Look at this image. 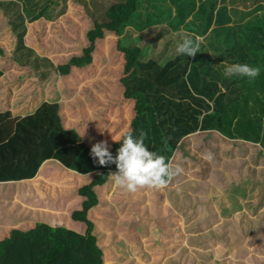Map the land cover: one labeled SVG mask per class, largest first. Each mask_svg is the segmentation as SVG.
<instances>
[{"label": "trees", "instance_id": "obj_1", "mask_svg": "<svg viewBox=\"0 0 264 264\" xmlns=\"http://www.w3.org/2000/svg\"><path fill=\"white\" fill-rule=\"evenodd\" d=\"M80 1L84 2L85 18L90 16L93 20V26L87 31L91 43L83 56L75 55L66 63H55L27 43L28 23L41 18L58 20L67 12L69 0H0V9L16 37L12 60L33 67L41 80L53 73L66 75L73 66L92 62L96 40L109 31L118 37L117 48L125 57V75L120 84L123 96L134 102L131 131L134 136L141 130L147 133L144 143L150 151L171 163L184 137L208 130L219 131L232 139L261 141L264 134V0ZM248 1L253 6L249 10L242 8ZM150 33L144 41V36ZM185 33L203 38L201 52L194 58L176 54V44ZM237 63L259 67V76L254 80L226 77L225 66ZM246 80L249 83L245 86ZM61 110L59 102H43L25 117L12 118L11 112L0 113V182L32 178L39 169L42 176L49 170L52 173L53 167L45 162L48 159H56L81 174L95 172L93 179L78 189L84 200L81 208L71 214L74 221L85 224V230L80 233L69 229L52 215L47 219L48 215L40 211L41 220L36 219L27 228H11L0 239V264H104V252L88 212L98 205L96 188L103 187L109 181V170L117 168L114 163L107 166L94 163L91 146L75 128L64 126ZM120 140L110 149L114 157L121 146ZM191 183L181 185L185 194ZM167 189L169 197L177 196L176 188ZM194 196L200 198L196 192ZM43 201L41 206H49L47 200ZM1 212L14 216V220L4 222L10 224L20 223L26 215L0 208ZM187 216L191 220L196 214ZM199 220H212L208 208ZM0 221L3 222L1 215ZM246 222L254 232L256 227L264 225V212ZM76 227L80 229L81 225ZM239 227L236 226L238 231ZM248 229L244 222V232ZM194 233L190 232V239L197 238ZM194 253L204 255L200 251ZM191 254L182 246L165 264L185 263ZM199 259L192 264H208Z\"/></svg>", "mask_w": 264, "mask_h": 264}, {"label": "crops", "instance_id": "obj_2", "mask_svg": "<svg viewBox=\"0 0 264 264\" xmlns=\"http://www.w3.org/2000/svg\"><path fill=\"white\" fill-rule=\"evenodd\" d=\"M59 20L60 19H58L56 21H51V23L53 24V22L55 23ZM45 21H47V20L44 18H41V19H38L34 22L28 23L27 34H28V32H30V30L35 31V28L37 26H42L43 23H45V25H46ZM85 30L86 29H84V31ZM53 36H55V35H53ZM108 36L111 37L110 34ZM12 37H14V34H13L10 26L8 25V19H7V17H5L3 15V13L0 9V48L3 51L2 53H0V71H1V75H0V113L11 112L12 118H21V117H25L26 115L34 113L35 110L43 102H59L61 104V108H62L60 113H61V116L63 118V123H64L65 127L75 128L81 136L84 133V135L82 136V139L90 146H92V144H94L96 142L104 140V141L108 142L110 149L113 147V144L116 141H119L122 138V134L124 132H126L128 130H132L131 121L134 118L135 111H134V107L131 106V104H130V101H132V100H130V99L127 100L123 96V91L121 90L120 80L116 81L117 82V89L114 91H110V89H107V88H99V90H102L103 96L100 97V94H99V96L96 97V103H94V101L90 98V96L88 97L87 87L80 86L79 93H76V89L79 87V85L83 81V80H81L78 83L73 81V79L77 75L81 74V72H80L81 68L80 67L73 66L71 68L70 73H68L66 75L53 73L51 75V77H49L48 79H44L45 80L44 81L43 79L41 80L39 78V75L37 73H34L35 70L33 67H27V66L19 65L16 61H13L12 58H11V60L13 62L7 61V57H8V52H7L8 46L7 45L9 43V40H11ZM41 38H44L43 34H41ZM26 41L28 44L32 45V47L35 44L33 42V40L31 38H29L28 35H26ZM47 48H48L47 45H42L41 48L39 47L41 53H42V50L46 51L45 55L48 53L47 55L51 59H53L54 62L56 63V61L59 59L58 57L54 56L55 51L57 52V50L54 49L53 50L54 53L50 54L49 51H51V50H49ZM115 51H116L115 53H117L116 58L118 60L120 58L121 61L124 60L123 59L124 57L122 54L123 52L119 51L117 47L115 48ZM104 54H105V50H104ZM112 61H114V60H112ZM108 62H111V60L108 59ZM122 64L124 65V62ZM106 66H107V64H102V65H100V68L104 69ZM248 83H249L248 80H246L245 86ZM113 87H114V85H113ZM109 91H110V93L105 94L106 92H109ZM116 93H118L117 96H115ZM110 94H111V97L114 96V98H110ZM106 98L113 100V102H109L111 105L108 109H110L111 107L113 108V110H111V113L114 114V116H116V118L118 119V122H117L118 125L115 126V128H113V123H112L109 125V129H108V128H106V125H107L106 124L104 126V128L100 127L98 129V126H99V123H98L97 124L98 130L96 129L97 131L95 133H93V135H92L91 132H87V130L83 126L84 121H81V122L78 121V119H84L87 115V114H83L84 111H79L81 106L78 107V100L82 101V103H83L84 107L87 109V111L92 110L95 106H96V108L100 109L99 110L100 114L103 110L104 114L103 113H102L103 115L98 114V117L101 118V116H103L104 117L103 119H105L107 117L105 114L106 111H105V109H102L101 107H103L105 105V102L109 101V100H106ZM109 103H106V104L109 105ZM133 104H134V102H133ZM128 105H129V109H127V114L130 116V120H127L128 118H126L123 115V112L126 109V107L128 108ZM101 130H103V131H101ZM100 131H101V133H100ZM205 133L207 136H209L206 139H211L212 140L211 142H213V143L216 142V143H218L219 146H220V143L226 145V146H224L225 148H223L222 146L212 147L211 144H210V146L206 147V148H209L211 150L212 149H218L219 150V153L216 156H213L211 154L207 157L208 162L214 163V164L219 165L220 167L223 168L228 164L229 158L226 156H228L229 151L231 152L230 154H232V155H236L238 153L246 155V152L249 153V152L256 150L257 151V154H255L256 155V163H257L256 164L257 165L256 166V176H250L248 174H246V175L243 174L245 172V170H247V166L242 165L240 175H233L232 174V178H235L236 180L239 179L240 183L235 184V182H233V180H232L231 182H229L228 185L226 184V186H225V190L229 194L228 197H227V195L223 194V195H214V196H211L207 199L202 197L201 198L202 200H196L195 201L197 203H195L194 201H190L189 198L193 197L194 195L187 197L188 194H185L184 189L181 188V185H183V184L185 185L188 183V181H187L188 178L186 176L188 175L187 173L190 170V168H188L187 165H186L187 167L185 166L186 161L187 162L189 161V158L186 157V155H185V153L187 151V149L185 148V145L187 144V142H185V139H187L191 135L184 137L182 139V142H183L182 145H178L176 147V152L171 159L172 165L180 166L183 169V171L179 175H176L175 177L172 178V181H171L172 184L169 183L168 185H166L163 188H151V187L137 188V190H135V191H129V190H126L125 188H123V190H117L116 194L114 195L112 205L116 209H117V206L123 207L122 210L124 211V214H121L118 212L121 216L120 217L117 216L114 219V220H119L120 226L121 225L123 226L119 230V231H121L119 233V235H121V239H122V240L120 239V244H119L120 246L131 247L130 245L132 243L136 244L135 248H137V249H138V247L144 248L147 246H153L151 243H154L155 237H154V231L152 229V224H149L148 225L149 227L145 226V231H144L145 235H143L140 238L141 239L140 240L136 236H138L137 232L142 230V228L132 227L133 226L132 222H134L135 220H138V219H141L143 222H146L145 217L151 216V217H148L151 219L152 215H154V214H158L159 216L163 217V219L165 220L164 225L166 227L169 226L172 221H175V222L177 221L178 223H177L175 233L178 235V232L180 231L182 233V236L184 237L185 235H187L186 232L195 231V230H198V227H201V223L203 221L201 222L199 219H201V215L204 214V211L207 208H208L209 215L212 217L211 221L216 220L220 214H222L223 217H226L228 214H233V213L244 211L245 209H247V205L250 206L251 212L254 210L257 214H260L261 212H263L264 207L262 210L261 209L258 210V208H255L254 206L256 203H258V201L263 203V206H264V184H263L264 176L258 175V167H263L262 165L264 164V161L262 160L263 154H264V134H263L260 142H249V141H245L243 139H232V138L226 137L225 135H223L222 133H220L219 131H216V130L197 131L192 135H195V134L200 135V136H198V138H200L201 134H205ZM209 134H211V135H209ZM85 135H88V137H86ZM114 140H116V141H114ZM202 141H203V139H201V138L198 139V145L200 147L202 145ZM237 142H241L242 144H239ZM177 149H179L180 151L179 150L177 151ZM260 151H262V152H260ZM176 154L178 155V161H177V163H174L172 160H174ZM202 158H204V157H202ZM195 160H199V162H198V164H194V166L192 168L194 176L196 175L197 171H199V169L201 168L200 167L201 163L203 164V162L200 158H195ZM45 162L50 163L51 166L53 167L52 173L49 170V172L45 173V175L42 176V172L40 173L41 169H39L38 173L32 178H27V179H22V180H17V181L0 182V208L3 210V208L5 209V207H6L5 211H7V212H16L17 211L16 208L19 206L20 207L19 211H21L20 215L26 214L23 216L22 220L20 221V223H21L23 220L24 221L29 220L28 222H30L31 220H33L32 217L37 218V214H35V213H36V207H38L40 211L42 209L49 211L47 219L49 217H51V215H52L59 222H61V223L64 222V223H62V225H64L65 227L75 230L73 227L75 225H77L78 222H75L74 220L69 219V217L66 219L64 218V216L62 218H60V215H63V214H59L60 210L57 209L58 206L56 208L54 207L53 210H51V207H53L52 204L50 205L49 203H47V204H49V206H41L40 203L42 202L43 197L40 199V202L37 204L32 202L34 199H36V198L38 199V196H40V193H42L44 196H47L48 194H50V196L53 197L52 195H53L54 191H51L53 186H51V190H49L47 188L48 187L47 184H43V185L41 184L40 185L41 188L36 187V186H38V184H40L41 182H44V179H46L47 182H52V184L54 185V178H49V177L56 175V173L58 171L56 165L59 167L60 166L64 167L65 169H67L69 171V173H75L72 177L73 179L71 180V177H70V180H69L70 182H72V185H73V183L76 184V183H82V182L84 184H86L84 181V177L86 179H87V177L90 178L91 177L90 175H92L94 172L81 174V173H78V172L73 171V170L71 171V169L66 168L64 165H62V163H60L56 159H48ZM182 165L184 168L182 167ZM116 171L117 170H109V172H111V173H114ZM45 172H46V170H45ZM47 178H49V179H47ZM195 178H197V177H195ZM197 179L199 182H201L199 180V178H197ZM63 182L65 183V181H63ZM112 182L114 183V181L112 180V178L110 176L109 181L106 183L107 193H109L108 191L111 189ZM260 182H262V184H261V188L259 189ZM115 185L116 184H114L112 188H114ZM177 186H178V188L180 187L181 189H178ZM2 187H4L5 190H3ZM167 188H177V190H178L177 196L176 197H172V196L169 197V192H168ZM7 189H8V191H7ZM232 191L238 193V194H236L235 198L239 197L238 199H240V197H242V210H240V211L236 210L234 208V203H232V201L230 199H229L231 202L230 205H227L223 201V199L225 197L226 198H232V196H231ZM100 197L101 196H99V198ZM62 198L64 199V201L61 202L59 205H61L62 203L64 205H67V204H69L75 200V201H79V204H77L76 206L80 207V204L83 201V196L79 195L78 193L74 196L75 199H73V200H70V197L66 196L64 193L62 194ZM104 199L105 200H103V204L102 203L99 204V202H98V205H96L94 208L90 209L88 212L89 219H91L95 223L94 232H95V235L97 236V239L99 238V235H100L99 231L100 230L104 231V229H105L104 222L106 224V220H108L107 218H104V216H103V214L106 211V210H104L105 207L103 205L105 204V201L108 199L106 197V194H104ZM192 199L194 200V198H192ZM44 200L46 201V199H44ZM183 200H185L189 206L193 207V209L195 208V210L193 212H186L185 211L186 206H185V204H183ZM36 201H38V200H36ZM45 201H43V202H45ZM48 201H49V199H48ZM170 202H173V203H170ZM71 204H73V203H71ZM1 205H2V207H1ZM108 205L110 206L109 202H108ZM180 205H182L183 208ZM206 205H209V206L206 207ZM58 208H61V207H58ZM78 209H80V208H77V210ZM71 211L69 213H67L66 215L71 216V214L73 212V211L72 212ZM167 214H171V215L167 216ZM188 214H196V217L189 220L188 218H186V216ZM129 215H132V217H130ZM63 219H65V220H63ZM38 220H41V218H38ZM233 221L236 224H233V225L229 224V222H227V220H225L222 222V224H219L215 228H212V225L208 226L207 228L209 229V231H211V233L213 232L212 233L213 234V240L215 242L217 241V243H222V244L224 243L225 246H227V245L231 244V242H232V238H230V232H228V231L233 230V232L238 234V229L236 228V226L240 225V227H239L240 233L238 234V236L240 235L241 244H242L241 246L243 248H245L244 252L247 253L248 249H246V247H248L251 244L256 243V242H253L255 239L253 237L251 238V235H249V236L247 235L248 237L245 236L244 222L247 221V218H245L244 220H243V218H240V221H239V218L235 217V220H233ZM237 223H239V224H237ZM7 224L8 225H5L4 222L0 221V231L3 232L5 229L7 230L10 223H7ZM107 224H109V222ZM223 224H225V225H223ZM76 229H78L80 233L81 232L83 233L85 230V227L83 226L80 229L79 228H76ZM126 230H130L129 231L130 238H134V235H135V240L139 239V242L136 243L135 241L133 242V240H128L126 237ZM168 232H170V231H168ZM165 234H166V232L162 236L159 234L161 237L159 239V243L160 242L163 243L164 246L162 248H169V247L173 248L172 246L175 243L173 241L174 240L173 237H171V238L168 237L170 235L169 233H167L166 235ZM194 234H195L194 237L198 236L196 233H194ZM103 238H104L103 241L98 240V242L100 243V245L107 246L108 244H106V243L108 241V239H107L108 236H105ZM186 238L188 239L190 237H186ZM198 241H199V238H198ZM198 241L195 240V242H192L191 244H195V243L199 244ZM110 246L112 247V249H110L111 254L110 255L104 254L103 259L106 255V258L109 257V260L113 264H115L113 257L116 256L117 259H118V257L121 258L122 257L121 253L123 252V250H122V248L120 249V246L116 247L115 244H113V245L110 244ZM116 248H119L118 252H115ZM135 248H133L132 250H134V252H137V250ZM152 248H154V246ZM105 250H106V253L109 252V251H107L108 249L105 248ZM166 250L164 251L165 254H167ZM178 252H179V248L174 253L177 254ZM229 252H231V251H229ZM149 253H155V251L151 250ZM156 253L160 254V252H156ZM174 253L171 255H175ZM128 255H130V256L125 257V259H127L128 261L133 260V262L138 263V258L136 256L131 255V254H128ZM227 255H229V254H227ZM227 255H225V257ZM165 257H167V256L165 255ZM233 259H236V258L232 257V260ZM139 260L141 261L140 258H139ZM230 260H231V258L229 259V261ZM261 260H264V258H261L260 261Z\"/></svg>", "mask_w": 264, "mask_h": 264}, {"label": "rangeland", "instance_id": "obj_3", "mask_svg": "<svg viewBox=\"0 0 264 264\" xmlns=\"http://www.w3.org/2000/svg\"><path fill=\"white\" fill-rule=\"evenodd\" d=\"M249 2V1H248ZM253 6L252 2L247 3V6L244 7L241 5L242 8H248L247 10H249L250 7ZM241 9V8H240ZM86 10L84 7V2L80 1V0H69L68 2V8H67V12L65 14L60 15V17L58 19H60L57 22H53V24L51 23V21L47 20L46 25L45 23L42 24V26H37L35 28V31L30 30V32H28V36L29 38H31L33 40V42L35 43L33 45L34 48H36V50L41 53L39 47L41 48L42 45H47L50 54L54 53V49L57 50V52L55 51V55L56 57H58L59 59L56 61V63H66L68 62V60L73 57V56H83L85 53V48L89 46V44L91 43L90 40L87 37V31L89 28H91L93 26V20L92 18H85L86 15ZM87 16V15H86ZM82 17V18H81ZM81 18V19H80ZM84 29H86L84 31ZM71 32V33H70ZM41 34H43L44 38H41ZM66 34V35H65ZM111 35L108 36V35ZM55 35V36H53ZM151 35L147 34L144 36V41H147L146 38H149ZM56 38V39H55ZM117 36L112 34L111 32L107 31L105 32V35L103 38L97 39L95 42V50L92 52L91 56H92V62L88 65L82 66L80 67L81 69V74L77 75L73 81L74 82H80L81 80H83L81 82V84L79 85V87L76 89V93H79L80 90V86H84L87 87L88 89V97L90 96V98L94 101V103H96V97L99 96L100 97L103 96L102 94V90H99V88H107L110 89V91H114L117 89V82L119 81L124 75V65L122 64L123 62L125 63V57H124V53L123 54V59L121 61V59L119 58V60L116 58V54L115 53V48L117 47ZM29 42V41H28ZM16 43V37H12L11 40H9L8 43V57H7V61L9 62H13L11 60L12 58V51L13 48L15 46ZM32 46V45H31ZM104 50H105V54H104ZM46 51L42 50V54H45ZM48 54V53H47ZM46 54V55H47ZM108 59L111 60V62H108ZM114 60V61H112ZM122 63H121V62ZM102 64H107V66L102 69L100 68V65ZM27 72V71H26ZM114 85V87H113ZM121 90L123 91V86L121 85ZM106 92L107 93H110ZM98 94V95H97ZM77 95V94H76ZM118 93L115 94V96H117ZM80 97V96H79ZM82 98V97H81ZM110 98H114V96L111 97L110 94ZM116 98V97H115ZM106 100H109L107 102H105V105L103 107H101L102 109H105V114H106V118L103 119L104 117L101 116V118L98 117L99 110L98 108H96V106L92 109L87 111V109L84 107L83 103L81 100H78V107L81 106L79 111H84L83 114H87L86 117L84 119H78L79 122L84 121V127L87 130V132H91V134L93 135V133H95L100 127L104 128V126L106 125V128L109 129V125L113 123V128H115V126H117V122L118 119L116 118V116H114V114L111 113V110H113V108L111 107L110 109H108L110 107V103L109 102H113V100H110L108 98H106ZM128 100V99H127ZM106 103H109V105H107ZM131 106L134 107L133 104V100L130 101ZM127 109H129V105L128 108L126 107V109L123 112V115L128 118L127 120H130V116L127 114ZM103 110L101 112L100 115H103ZM105 116V115H104ZM132 122V121H131ZM99 123L98 129H97V124ZM97 129V130H96ZM101 133V131H100ZM198 136L200 135H191L190 137H188L187 139H185V142H187V144L185 145V148L187 149L185 155L186 157L189 158V161L185 163V166L187 165L188 168H190V170L188 171V175L186 176L188 178L187 181H191V184H188L187 186V197L188 196H192L193 194L198 195V197H200L199 199L195 196L190 197L189 200L190 201H196V200H202L201 198H209L211 196L214 195H227L228 197V193L225 190V186L226 184L228 185L229 182H231L233 180V182H235V184H239V179H235L232 178V174L233 175H240L241 174V166L242 165H246L247 166V170H245V172L243 174H248L250 176H256V155L257 151L254 150L252 152L245 154H241L238 153L236 155H232L230 154L231 152L229 151L228 153V164L225 167H220L219 165H216L214 163H210L208 162L207 157L209 155H213L216 156L219 153L218 149H209L206 148L208 146L212 147H220L222 146L223 148H225L224 146H226L225 144L220 143V146L218 145V143H213L211 142V139H206L207 136L206 133L205 134H201V139H203L202 141V145L201 147L198 145ZM91 138V137H90ZM184 141V140H183ZM216 141V140H215ZM193 142V143H192ZM195 144V145H194ZM200 147V148H199ZM179 149H177L178 151ZM180 151V150H179ZM200 155V156H199ZM204 157V158H202ZM206 157V158H205ZM195 158H200L203 162V164L201 163L200 165V169L199 171H197L196 175L194 176L193 173V166L194 164H198L199 160H195ZM195 160V161H194ZM264 161V157L262 159ZM174 163H177L178 161V155L176 154L174 160H172ZM186 166V167H187ZM263 167H258V175L260 176H264V164L262 165ZM57 173L54 176H51L49 178H54V185L52 184V182H47L46 179H44V182H41L40 184H38V186L36 187H40V185L42 184H47V188L49 190H51V186H53L51 191L53 192V197L50 196V194H48L47 196H44L42 193H40V196H38V199H34L32 202L33 203H39L41 197L42 200L46 199L47 202L53 207H51V210L54 209V207L58 208V210H60L59 214H63L60 215V218H62L64 216V218H68L73 220L71 218V216H67L66 214L69 213L71 210H77V208H81L77 207L76 205L79 204V201H73L67 205H64L63 203L61 205H59L61 202L64 201V199L62 198V194L64 193L66 196L70 197V200L75 199L74 196L78 193V189L84 185V183H73L70 182V177L71 180L73 179V175L75 173H69V171L67 169H65L62 166H57ZM183 167V165H182ZM184 168V167H183ZM111 174V172H109ZM95 172L90 175L91 177H87V179L84 177V181L87 184V182L89 183L91 181V179H93ZM199 178V180L201 182L198 181L197 178ZM47 178V179H49ZM65 181V183L63 182ZM232 182V183H233ZM115 183L112 182V186L111 189L108 191L109 193H107L106 191V187L107 185L105 184L103 187H97L96 188V192L98 197L101 196L98 200H99V204H103V200L104 199V194H106V197L108 198L105 201V204L103 205L105 208L104 210L105 213L103 214L104 218H107L108 220H106V224L104 222V231L100 230V235L99 238L97 240L99 241H103V237L108 236V241L106 244H108L107 246L105 245H100V247H102L104 254H111V250L112 247L110 246V244H115L116 247L120 246V239H121V235H119V233L121 231H119L123 226H120L119 220H114L117 216H121L119 213L124 214V211L122 210L123 207H118L117 209L114 208V206L112 205L113 199H114V195L116 194L117 190H123L122 187H119L117 185L113 187ZM178 188V186H177ZM176 188V189H177ZM3 190H5L4 187H2ZM178 189H181L180 187ZM198 189V192L197 190ZM8 191V189H7ZM6 191V192H7ZM52 194V193H51ZM236 194H238L237 192H231V196L232 198H224L223 201L224 203H226L227 205H230L232 201V203H234V208L236 210H242V197H240V199L235 198ZM241 196V195H240ZM103 197V198H102ZM194 198V200L192 199ZM49 199V201H48ZM230 199V200H229ZM38 200V201H36ZM84 200V197H83ZM45 201V200H44ZM108 202L110 203V206L108 205ZM173 203V202H170ZM107 204V205H106ZM183 204H185L186 212H192L193 207L189 206L188 203L183 200ZM112 206V207H111ZM175 206V205H174ZM182 208L183 206L180 205ZM232 206V205H231ZM2 207V205H1ZM255 208H258V210H262L263 209V203L259 202L255 204L254 206ZM4 209V208H3ZM17 211L14 214H21V211H19L20 207L18 206ZM230 209V208H229ZM6 210V207L5 209ZM42 212H45L44 214L47 216L48 215V210H41ZM71 211V212H72ZM119 212V213H118ZM156 212V211H155ZM205 212V211H204ZM264 212V210H263ZM261 212V213H263ZM260 213V214H261ZM10 214V213H9ZM37 214V218L36 217H32L33 220H31L30 222H28L29 220L26 221H22L21 223L18 224H9V227L7 228V230H10L11 228L17 227V228H27L30 227L33 223V221H35L36 219H38L40 214V210L38 207H36V213ZM53 214V213H52ZM56 214V213H55ZM113 214V215H112ZM0 215L2 216V221L3 222H8L10 220H14V216H9L6 215L4 213H0ZM54 215V214H53ZM171 214H167V216H170ZM191 215V214H188ZM259 214H257L254 211L251 212L250 206L247 205V209H245L244 211L241 212H237V213H233V214H228L226 217H223L222 214L219 215V217H217L216 220L214 221H210L208 222L207 220L203 221L201 223V227H198V230L196 231V234L198 235L197 238H186V237H190V232L193 231H189L186 232L187 235H185L184 237L182 236V233L178 232V235L175 233L176 231V227H177V221H172L170 223L169 226H165V220L163 219V217L159 216L158 214H154L152 215V218H148L151 216H146V222H143L141 219L135 220L134 222H132V227H140L142 228V230H140L138 233V237L139 239L145 235L144 231H145V226H148L149 224H152V229L154 231V243H151L154 248H152L153 246H147L144 248L138 247L135 248L136 244H131V247H122L120 246V249L122 248L123 252L121 253V258L115 256L113 257L115 264H165V262L175 256V255H171L173 254L178 248L180 249L182 246H185L188 249V253L189 250L191 251V257H188L189 259L187 260V262L182 263L180 262V264H192L194 262V260H197L198 258L203 259L206 263L208 264H264V260H261V258H264V225H261L259 227H256V230H254V232H251V228L250 225L247 224V222L245 221V225L249 228L248 232H245V236H249L251 235V238L253 237L255 240L253 242H256L254 244L249 245L248 247H246L247 253L244 252V249L241 245V239H240V235L238 236V234H236L235 232L232 231H228L230 232V238H232V242L231 244L225 246V244L223 243H217V241L215 242L213 240V232L211 233V231H209V229L207 228L208 226L212 225V228L217 227L219 224H222L223 221L227 220V222H229V224H236L233 220H235V217L239 218H243V220L245 218H247V221L250 218H254V216H258ZM130 217H132V215H129ZM113 217V218H112ZM196 217V216H195ZM186 218H188V216H186ZM63 219V220H65ZM113 219V220H112ZM130 219V218H129ZM76 222V221H75ZM109 222V224H107ZM234 222V223H233ZM61 223V222H60ZM64 223V222H62ZM61 223V224H62ZM75 224V223H74ZM80 224V223H78ZM77 224V225H78ZM239 224V223H237ZM5 225H8L7 223H5ZM77 225H75L73 228L75 230ZM81 227L84 226V223L80 224ZM225 225V224H223ZM64 226V225H63ZM149 227V226H148ZM168 229V230H167ZM6 229L2 232L0 231V239L3 238V236L7 233ZM167 230V231H166ZM79 231V230H78ZM129 231L130 230H126V237L128 240H133V242L135 241L136 243L139 242V239L135 240V235L134 238H130L129 236ZM170 231V232H168ZM203 231V232H202ZM166 232L169 233L170 235L168 237H173V241L175 242L174 245L172 246L173 248H162L164 245L163 243H159V239L161 238L160 235L162 236L164 233ZM198 232H201L202 235ZM208 232V234H207ZM240 232V231H238ZM174 233V234H173ZM160 234V235H159ZM165 234V235H166ZM247 236V237H248ZM116 238V239H115ZM199 238V241H198ZM122 240V239H121ZM141 240V239H140ZM195 240H197L199 242V244H191L192 242H195ZM187 245V246H186ZM109 247V248H108ZM106 249H108L107 251H109L108 253H106ZM133 248H135L137 250V252H134V250H132ZM119 248L115 249V252H118ZM167 249V250H166ZM151 250L155 251V253H149ZM167 251V254L164 253V251ZM195 251H200L201 253H203L204 255L200 254V256L196 253H194ZM231 251V252H229ZM156 252H160V254H157ZM134 255L138 258V263L137 262H133V260L128 261L127 259H125V257H129L130 255ZM154 254V255H153ZM175 254V253H174ZM229 254V255H227ZM165 255L167 257H165ZM225 255H227L225 257ZM232 257L236 258L232 260ZM131 258V257H130ZM139 258L141 259V261L139 260ZM196 258V259H195ZM231 258V260L229 261V259ZM106 259V260H105ZM117 259V260H116ZM199 259V260H200ZM121 260V261H120ZM109 261V264H113L110 260L109 257L106 258V255L103 259L104 264ZM120 261V262H119ZM117 262V263H116Z\"/></svg>", "mask_w": 264, "mask_h": 264}, {"label": "clouds", "instance_id": "obj_4", "mask_svg": "<svg viewBox=\"0 0 264 264\" xmlns=\"http://www.w3.org/2000/svg\"><path fill=\"white\" fill-rule=\"evenodd\" d=\"M202 43V37H193L185 33L176 44V54L194 58L201 52ZM259 74V67L248 64H230L224 68V75L229 78L239 76L254 80ZM146 138L147 133L142 130L138 136H134L133 132L128 130L122 134L120 140L122 143L115 157L108 142L104 140L92 144L90 156L94 163L100 166L112 163L116 165L117 171L110 176L119 187L129 191L143 187L163 188L183 169L178 165L174 167L170 162H166L164 156L150 151L144 143Z\"/></svg>", "mask_w": 264, "mask_h": 264}]
</instances>
